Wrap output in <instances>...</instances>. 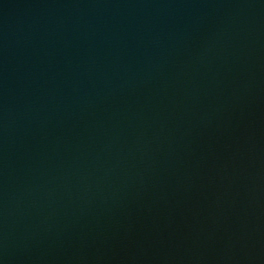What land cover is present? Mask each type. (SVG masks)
I'll use <instances>...</instances> for the list:
<instances>
[{
    "label": "water",
    "instance_id": "95a60500",
    "mask_svg": "<svg viewBox=\"0 0 264 264\" xmlns=\"http://www.w3.org/2000/svg\"><path fill=\"white\" fill-rule=\"evenodd\" d=\"M0 264H264V0H0Z\"/></svg>",
    "mask_w": 264,
    "mask_h": 264
}]
</instances>
